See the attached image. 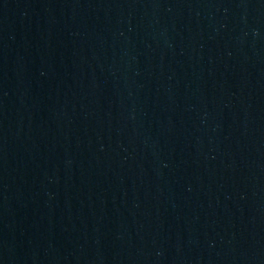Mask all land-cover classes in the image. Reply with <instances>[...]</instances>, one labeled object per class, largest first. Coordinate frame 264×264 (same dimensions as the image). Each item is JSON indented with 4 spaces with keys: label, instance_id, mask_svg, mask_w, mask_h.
Segmentation results:
<instances>
[{
    "label": "water",
    "instance_id": "water-1",
    "mask_svg": "<svg viewBox=\"0 0 264 264\" xmlns=\"http://www.w3.org/2000/svg\"><path fill=\"white\" fill-rule=\"evenodd\" d=\"M0 264H264V0H0Z\"/></svg>",
    "mask_w": 264,
    "mask_h": 264
}]
</instances>
